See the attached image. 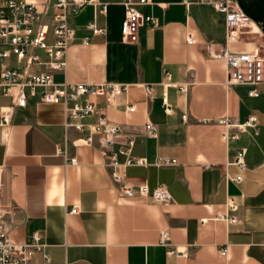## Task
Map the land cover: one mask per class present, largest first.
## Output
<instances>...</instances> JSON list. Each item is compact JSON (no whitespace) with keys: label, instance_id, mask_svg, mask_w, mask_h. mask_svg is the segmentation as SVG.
Returning a JSON list of instances; mask_svg holds the SVG:
<instances>
[{"label":"crops","instance_id":"obj_1","mask_svg":"<svg viewBox=\"0 0 264 264\" xmlns=\"http://www.w3.org/2000/svg\"><path fill=\"white\" fill-rule=\"evenodd\" d=\"M29 1L52 11L55 0ZM99 2L106 11L102 4H89L75 17L67 67L55 71L54 79L129 84L112 103L94 94L82 100L96 102L110 121L122 125L124 138L135 140L132 155L148 159L149 165L123 167L126 181L152 188L165 184L172 200L163 204L124 195L104 164L99 137L92 145L79 144L89 130L65 125L72 101H43L38 89L19 106L12 95L0 94V209L9 238L29 243L33 233L40 234L50 261L36 253L30 264H264V86L252 96V86L228 83L226 62L213 56L226 45L224 14L209 3L149 0L136 7L159 25L143 21L137 41H125L124 0ZM237 2L251 18L252 31L227 47L264 55V0ZM92 21L104 33H93ZM35 52L47 59L44 49ZM145 85H152L151 93ZM165 91L172 113L162 104ZM131 105L134 111L127 109ZM3 109L11 111L9 124L2 123ZM225 116L257 120L238 140L225 141L217 123ZM81 121L93 123L95 117ZM148 122L155 125L154 134L146 129ZM239 147L246 148L244 168L234 162ZM160 159L174 164L157 165ZM162 230L187 254L169 255Z\"/></svg>","mask_w":264,"mask_h":264},{"label":"built area","instance_id":"obj_2","mask_svg":"<svg viewBox=\"0 0 264 264\" xmlns=\"http://www.w3.org/2000/svg\"><path fill=\"white\" fill-rule=\"evenodd\" d=\"M149 0H124L126 17L123 21L122 37L125 41H137L138 27L146 21L153 26L159 25L155 17L144 15L136 5L145 4ZM187 5L191 3H209L224 14L227 29L226 45L213 53V56L222 59L227 64L228 83L250 85L249 93L252 96L260 94V87L264 86V55L259 53H246L232 51L227 43L242 39L252 31V20L237 0H183ZM100 6L99 0H55L53 10L39 6L29 0H0V94L12 95L16 104L26 106L28 98L36 95L40 89V97L47 102H68L72 105L67 108L65 125L78 131L88 129L87 135L77 139L79 144L92 145L98 136L104 157V164L108 167L113 181L120 191L127 197L141 196L150 201L169 203L172 195L165 184H158L152 188L147 183L133 186L125 179L123 167L129 165H149L146 157L132 155V147L135 140L132 136L125 137L122 125L110 121L101 107L90 99L82 100L85 95L94 94L104 97L109 104L114 98L126 92L129 84L117 82L93 83H69L57 82L54 79L55 71H63L67 67V54L69 46L75 36L74 19L86 5ZM102 11L107 10L105 4L101 5ZM93 33H104L105 29L99 27L95 21L88 24ZM52 40L49 41V34ZM189 42H194L193 34L188 37ZM37 48L44 49L46 60L35 52ZM13 58L17 63H13ZM25 62L23 69L19 63ZM33 65H45L47 70H33ZM170 76V73L167 72ZM184 89V87H182ZM148 93L152 91V85H145ZM162 104L167 113L173 112V105L168 99L167 92L163 93ZM134 111L135 106L127 107ZM94 116L93 123L85 124L81 120L85 117ZM185 121L188 115L184 114ZM256 117L250 116L246 121L225 116L217 119V123L224 127L222 138L225 141L238 140L241 132L249 126L256 124ZM11 122V111L3 109L2 123ZM148 133L154 134L156 127L152 122L146 124ZM235 129V130H234ZM122 143L119 149L114 145ZM126 155V160L120 162L119 155ZM246 148L239 147L235 157V163L244 168ZM73 163L76 158L71 159ZM157 165H171V159H160ZM237 180L242 176L238 175ZM228 204L235 208L237 203L230 200ZM70 212H76L72 209ZM236 221V218H231ZM9 224L5 218V212L0 209V264H30L34 254L40 253L45 262L50 261L47 245L42 241L38 232L33 233L29 243H15L9 236ZM161 243L169 246V255H186V251L180 250L171 243L168 230L161 231ZM227 253V247L221 251Z\"/></svg>","mask_w":264,"mask_h":264},{"label":"rangeland","instance_id":"obj_3","mask_svg":"<svg viewBox=\"0 0 264 264\" xmlns=\"http://www.w3.org/2000/svg\"><path fill=\"white\" fill-rule=\"evenodd\" d=\"M39 52H41V51H39Z\"/></svg>","mask_w":264,"mask_h":264}]
</instances>
